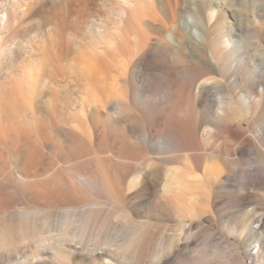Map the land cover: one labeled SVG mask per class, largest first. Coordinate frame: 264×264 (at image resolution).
<instances>
[{"label":"rangeland","instance_id":"1","mask_svg":"<svg viewBox=\"0 0 264 264\" xmlns=\"http://www.w3.org/2000/svg\"><path fill=\"white\" fill-rule=\"evenodd\" d=\"M226 1L231 7H224L222 11L224 15L215 17L208 27L210 12L207 6L199 9V16L197 13L191 14L188 28L179 21L178 30L172 35L171 44H162L158 53L150 55L148 61L141 66L137 64V57H131L130 50L134 48L127 40L119 39L117 50L113 51L114 47H110L103 39L113 34L110 24L116 19L114 15L121 7L118 0H26L28 2L26 13L19 22L23 18L26 20L32 18L28 28L33 29L25 38L19 35L18 40L12 44L14 49L22 48L17 55L16 66L7 69L6 63L10 57L0 59L1 65L4 62L3 69H0V78L12 74V78L2 87L8 91L9 100H0L4 101L0 109L2 111L0 120L5 115L13 118L27 115L34 120L31 126L23 124L21 119L16 121L9 138L8 132L0 126V131H3L0 132V211L7 209L9 213H20L41 208L49 211L42 205L45 200L52 202L50 199L54 193L49 190V186L53 175L58 173L60 177L63 175L61 177L63 182L85 196L81 203L87 204H77L73 206L74 209H87L85 207L90 206L89 209H93V213L101 212L100 219L108 216L109 220H113L124 213L142 214L151 211L148 201L152 199L154 193L141 192L140 189L143 185L155 184L158 190H161L167 170L175 174L195 173L205 182L203 175L206 169L213 168L212 170L220 172L218 176L220 174L221 178H227L222 180L225 187L221 190L217 188L215 193L203 192L200 203L193 208L194 212L202 215L203 219L206 218L205 215L214 214L215 220H206L204 225L218 233L219 237L223 236L239 243L237 237L224 233L223 226L230 227L232 223H236L241 230L240 222L243 217H250L255 212L264 210V185L261 187L260 184H254L258 175L264 177L262 142L264 100L260 104L251 105L245 100H219V95L213 90L200 97L196 93L204 81L216 82L220 94L226 97L238 91L233 80L236 78L238 81L247 80L248 77L243 74L234 77L233 73L225 71L222 65L217 74L204 70L201 75L195 76V71L199 67V64H196L198 62L185 58L188 51L174 46L176 40H179V34L194 36L195 41L202 36L211 37L212 24L215 22L219 28L221 23L229 22L230 10L241 9L243 15L249 16L255 9L252 5L258 7L263 4L262 0H255L254 4L249 5H230V1ZM132 5L136 3L133 2ZM146 5L144 6L147 7L146 11L143 10L145 22L157 9L156 6ZM132 12L128 11V19ZM201 16L206 18L201 19ZM250 17L252 21L253 16ZM129 21L126 26L131 31ZM195 21L201 24L195 25ZM253 22V28L249 25L251 31L245 34L263 37L264 16H257ZM202 23H205L204 28ZM125 24V20L120 22L123 30L126 28ZM196 26H199L198 29ZM149 27L144 26V37L155 38ZM17 31L12 30L11 37H14ZM99 39H103V44ZM207 47L211 51L206 50L207 54L227 55L221 50L214 49L211 43ZM251 54V51H243L242 56L251 61ZM26 70L38 75L32 87L30 86L32 81L30 83L27 81ZM192 81V96L178 107L177 100H171V95L178 85ZM170 82H174L175 85H168ZM91 89L96 91L97 98L91 99L89 96ZM227 101H232L236 111H221L227 110L224 104L228 103ZM173 120L177 122L173 123ZM176 123H179L180 127ZM226 123L238 125L241 137L245 141H250L254 148L246 153L243 159L230 163L228 168L225 161L228 157V160H235L230 151L236 142L227 138L221 131V126H225ZM21 124L32 132L18 133L17 127ZM61 127L68 131L63 132ZM182 133L190 137L189 142L185 138L186 141L180 143ZM224 151L229 152L228 157L222 154ZM84 162L98 171L110 191L109 196L100 188L104 183L99 185L97 180H92L85 186L76 179L81 178L83 174ZM136 173L143 177L139 181V184L143 181L141 187L135 182ZM214 185L210 183L209 192ZM246 189L255 191L251 193L250 202L239 208L236 198L246 193ZM160 190L158 203L161 205L158 211L163 212L169 209V203L167 204L166 195ZM223 199H231L236 204L227 207ZM66 209L68 208L55 209L56 211L53 209L50 214L46 213L44 219L47 222L43 228H40V225H33L36 233L31 239L35 241L32 242L30 239L15 246L16 248L1 250L0 264H17L33 254L36 255L37 252L38 258H46L55 248L60 247V243L74 245L81 241L84 247L87 244L88 246L95 244L96 248H99L102 246V240H107L114 234V226L109 220L104 224L99 220L93 229L85 232L82 240L73 244L72 235L66 237L55 227L56 225L51 226L54 216L62 214ZM109 211L110 213L106 214ZM251 220L254 226L258 218L254 217V220L253 218ZM158 225L147 260L153 256L158 242H169L179 227L178 223L165 220L158 222ZM262 229L264 233V224ZM191 235L193 244L190 248L200 252L206 264H211L214 244L208 242L197 229L193 230ZM69 236L70 242L67 241L70 240ZM44 238L49 245L46 239L47 244L43 243ZM256 241L258 242V239ZM173 244L171 247L168 246L165 252L168 251L170 254L167 258L169 264H178L179 260L176 257L178 255L172 250L175 245ZM118 249L119 246L111 249L114 251L115 259L122 253V250ZM223 260L225 264L231 263L228 255Z\"/></svg>","mask_w":264,"mask_h":264},{"label":"bare ground","instance_id":"2","mask_svg":"<svg viewBox=\"0 0 264 264\" xmlns=\"http://www.w3.org/2000/svg\"><path fill=\"white\" fill-rule=\"evenodd\" d=\"M229 1L230 5H249L256 2L255 0ZM262 1L263 4L261 6L254 7V5H252V8H255L252 11V15L245 16L241 13V9H232L229 11L230 21L221 23V25H219V28L214 22L218 18L214 20V24H212L213 28H211V34L213 35L211 37L206 38L202 36L201 39H196L195 41V38L193 39L194 36H185L186 34L181 35L178 33L180 37L179 40H176L177 43L174 44V46L177 49H184V51L187 50L188 53H185L187 55L186 57H184H188L190 61L194 60L198 62L196 64H199V67L195 71V76L201 75L204 70H208L210 71V73L217 74L220 71V66L222 65L223 69L225 71H228L229 73H233L234 77H237V75L240 74L248 77L247 80L241 79V81H238L237 78L233 80V83L237 84L236 88H238V91L226 97H224L225 95L222 96L220 94L219 86L216 82L209 80L204 81L199 86L198 92L196 93L200 97L213 90L219 95V98L217 97L219 100H245L249 105H251L252 103L260 104L264 100V35L263 37H261L260 35H248V37L245 34L247 31L248 33L251 31L249 25H251V27L253 28V20H256L257 16H264V0ZM133 2L136 3V5H132ZM27 3L28 2H26V0H0V59H4L7 56L10 57V59L6 63L7 69H11L13 66H16L17 55L22 49H14L12 46L13 42L15 43V41L18 40L19 35L25 38L31 31V29H33V27L28 28V25L32 23V18L31 20H26L23 18L21 22H19V19L26 13ZM118 3L121 5V7H119L114 15L116 19L110 24V29L113 34L102 38L106 41L107 44L110 45V47H114L113 51L117 50L116 46L119 39L127 40L128 44L134 48L133 50H130L131 57H137V64L141 66L142 63H146L148 61V57L150 55L158 53V51L162 48V44H171V41H173L172 35L178 30L177 26L179 21L186 28H188L190 25L189 20L191 18V14L195 13L196 15V13L198 14L201 7L207 6L210 12V21L209 23H207L208 27V25L211 24V21L215 17H218L219 15V17H222L224 15V13L222 12L224 7H231L228 4L229 2H227L226 0H118ZM130 4L133 7L135 6V8L130 6L131 8L129 7V9L128 6ZM146 4H150L154 7L156 6L155 8H157L153 11L152 17H150L147 21L148 24L143 19L145 17V13H143V10L146 11L147 7L144 8ZM127 8L131 10V12L133 8V12L129 16V19L127 16L129 10ZM80 16L84 17L83 14H80ZM250 16H253L252 21ZM203 17L201 16L200 18L203 19ZM123 20H125L126 22L124 26H126L127 21L130 20L128 25L131 23V31L128 30V26H126V30H123L124 27L120 25V22H122ZM197 20L199 21V19ZM196 22L197 21H195V25L201 24ZM204 24L202 23L203 26L201 25L203 28ZM145 25L150 26V32L155 35V38L144 37ZM198 27L196 26L197 29ZM15 29L18 30L17 34L14 35V37H11V31ZM97 29H101V27H97ZM141 34L143 35V38H141ZM244 34L246 37L244 36ZM194 35L198 36L196 33H194ZM103 39H99V42L101 44H103ZM209 43H211L214 49L221 50L227 53V55L222 56L209 53L210 56L208 57L207 55L209 54L206 53V50H208L207 45ZM163 47H165V45H163ZM209 51L210 50H208V52ZM243 51L252 52L251 61H249L247 57L242 56ZM3 63L4 62H2V65ZM2 65L0 62V69H3L4 66ZM11 75L12 74L9 73L8 75H6L7 77L4 76L6 78H0V100H9L8 91L6 92L2 87L7 84V80L9 81L12 78ZM25 75L28 83L32 81L30 83V86H34V82L38 75L28 70H26ZM159 82L163 83L161 81ZM184 83L185 82L180 85L177 84L178 86L176 90L174 91V93L172 92L173 94L171 95V100H177L176 104L178 105V107H181L184 104V100H188L192 96L193 81L189 82L188 84ZM168 85H175V83L170 82V84ZM89 96L91 97V99L97 98L96 91L91 89L89 92ZM227 102L228 103L223 102L226 105L225 107L227 108V110L222 109L221 111H236L234 109L232 101ZM3 103L4 101H0V109L2 108L1 106H3ZM0 113H2L1 110ZM19 119H21L23 124L30 126L33 124L34 120L27 115H24L23 117L15 116V118L11 117L10 115H5L2 120H0V126L1 128L3 127V129H5L4 131L8 132V138L9 135L13 133L12 130L14 129V123L16 121H19ZM175 122L177 121L173 120V123ZM176 124L178 125L179 123ZM178 127H180V125H178ZM238 127V125L230 123H226L225 126H221V131L227 135V138H230L231 140L236 142L235 147L232 149V151H230L232 152V155H234V161L228 160L229 152H222L223 155L226 154L225 157H228L227 160L224 157L226 160L225 162L227 168L234 162H238L239 160L243 159L246 153H249L254 149L250 141H245L241 137ZM60 129L63 132L68 131L64 127H61ZM17 132L22 134L32 131L21 124L19 125V127H17ZM5 134L6 132H4V135ZM262 136L264 137V134ZM263 137L262 142H264ZM185 138L189 142L190 137L182 133L179 139L180 143H184V141H186ZM17 139L18 138H16V140ZM4 140L6 139L4 138ZM73 143L74 142H71V144ZM23 148L26 149L25 146ZM28 164L30 163L28 162ZM82 167L84 169L83 174L81 175V178L76 177V179L83 183L85 186L88 182H92V180H97L99 185L101 183H104L100 188L105 194L109 196L110 191H108V188L106 187L105 182L98 171H96L94 167L88 165V163L85 162L82 164ZM212 169L207 168L205 174H202L205 178V182L201 181L199 175L195 173L175 174L174 172L167 170L166 175L163 178L161 190L159 189L163 192L164 195H166L167 204L169 203V209L164 210L163 212L158 211L161 204L158 203L159 190L157 186L155 184H150L143 185L141 187L143 181L141 184H139V181L143 177L141 178L140 173H136V177H134L135 182L137 183V186L140 185L141 192L152 191V194L154 193L152 199L148 201L151 206V211L142 214L133 212L124 213L122 215L116 216L114 218L116 220H109L108 216L100 219V215H102L101 212L93 213V209H89L90 206H86L85 208L87 209H74L73 206H77V204H87V202L81 203L85 199V196L80 191H77L75 188H73L71 185L63 182L61 180V177L63 175H61L60 177L59 174L56 173L53 175L51 179V185L49 186V190H52L51 192L54 193H52L53 195L50 199L52 200V202L45 200L42 205L45 206L49 211L44 210V208H41L40 210L34 209V211H31L33 209H31L30 211L26 210L25 212L20 213H9L7 209L0 211V251L11 249L12 247L16 248L15 246H18L19 244L26 241H30L31 237L36 233L33 225H40V228L46 226L45 224L47 221H45L44 219V215L46 213L50 214L55 209L60 210V208L65 209L67 207L68 209L62 212V214L56 217L54 216L53 221L51 222V226L53 224L56 225L55 227H57V229L59 228L58 230L61 231V234L65 235L66 237H68V235H72L74 240L73 244L75 241L82 240L86 235L85 232L88 229H93L99 220H101L102 224H104L106 220H109L110 223L114 226V234L110 235L107 240H102V246L99 248H96L95 244L91 246H88L87 244V246L84 247L83 244H81V241L80 243L76 242L77 244L74 245H65L67 243H60V247L55 248L53 252L51 254H48L46 258H38L37 254L39 252H37V254L35 255L33 254V251V256L28 258L25 257V260L18 262L17 264H169V260L167 258L170 254L168 253V251L165 252V250L166 248H168V246L171 247L172 243L175 244H173L174 249L172 248V250H174V252L178 255L176 256L179 260L178 264H206L202 254L197 251L195 252L190 248V246L193 244V236L191 234L195 229H197L198 232L202 233L204 238L208 242L214 244L215 248L213 254L211 255L213 264H225V261L223 259L227 255L231 262L229 264H264V233L262 229L264 224L263 209V212H255L254 214L250 215V217H243L240 222V224L242 225L241 230L238 226H236V223H232V226L230 227L226 225L223 226L224 233L230 236L237 237L239 239V243L232 242L223 236L219 237L218 233L214 232L210 227L204 225V222L206 220H215L214 214L205 215V213L204 215L206 216V218L203 219L204 217H202V215L194 212L195 210L193 208L197 207V205L200 203L203 192L207 191L208 193H215L217 188L221 190V188L225 187V185L222 184V180H227V178H221L220 174L218 176L219 171L217 172L215 169ZM132 182L135 185L134 180ZM211 182L215 185L209 192L208 186ZM254 182L255 185H264V177L258 175L257 179H255ZM253 190L254 189L247 190L246 193L239 195L236 198V203L239 204V208L243 207L244 204H248V201L250 202V199L252 198L251 193ZM223 203L227 207L236 204L231 199H223ZM142 208H144L143 205ZM108 213H110V211L106 214ZM251 217L253 218V220L254 217L258 218L254 226ZM218 219L221 220L220 217H218ZM163 220L170 223H178L179 227H177L176 233L174 232L171 237L169 236V242H158L153 256L149 258V260H147L148 252L151 249V245L155 241L156 233L158 231V222ZM117 224L119 225V227H115ZM50 237L51 236H49L48 238L50 239ZM45 239L46 238H44V241L42 240L43 243H46L47 239L46 241ZM54 239L52 238V240ZM257 239L258 242L256 241ZM56 240L58 241V239ZM67 241L70 242L71 237L70 240L68 239ZM46 244L45 246H47ZM114 246H119L118 250H122V253H119L120 251H117L119 254L117 255L118 257L116 256V259L114 258V251L111 250ZM52 248L54 247H51V249Z\"/></svg>","mask_w":264,"mask_h":264}]
</instances>
